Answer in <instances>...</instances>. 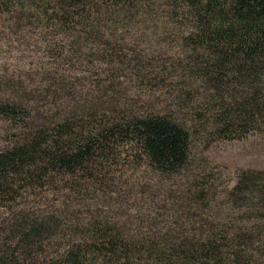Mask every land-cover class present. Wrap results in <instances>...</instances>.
<instances>
[{"label": "trees", "instance_id": "16d2710c", "mask_svg": "<svg viewBox=\"0 0 264 264\" xmlns=\"http://www.w3.org/2000/svg\"><path fill=\"white\" fill-rule=\"evenodd\" d=\"M149 1L0 0V52L11 58L0 55V208L11 214L0 264H264V169H239L221 186L212 169L189 165L191 130L264 133V0H151L161 19ZM177 22L188 23L178 38L192 55L174 104L132 102L126 71L145 79V56L118 31ZM89 68L106 74H80ZM125 159L166 176L161 198L142 208L175 218L164 232L128 234L89 209L99 193L131 199ZM24 194L36 208L15 206ZM52 240L62 243L48 255Z\"/></svg>", "mask_w": 264, "mask_h": 264}, {"label": "rangeland", "instance_id": "374dc122", "mask_svg": "<svg viewBox=\"0 0 264 264\" xmlns=\"http://www.w3.org/2000/svg\"><path fill=\"white\" fill-rule=\"evenodd\" d=\"M152 5L154 10H151L152 15H156L159 19L163 17V8H159V3L148 2ZM155 26H158V30ZM188 26L187 22H177V24L168 25V29H161V24L146 23L140 25L138 28L132 29L130 27L122 28L117 34H121L127 39V43L130 47H135V52H140L145 57H142L143 65L147 67L143 71L145 79L142 81L135 80L136 75L134 69L126 71L127 77L131 78V82H126L127 90L125 93L132 96V102L135 100L146 107L159 106L168 107L167 105H173L175 102L174 93L172 92V85H178L183 83L184 79L180 77L181 72L179 67L183 63L190 59V51L183 46V43L179 40L178 36ZM0 55H5L2 59H11L8 53L0 52ZM8 57V58H7ZM22 59V58H21ZM99 73V76H103L106 73H100L99 69L89 68L87 72L80 73L85 78L96 77L93 76V72ZM168 84L169 85L168 87ZM167 85V86H166ZM171 93V94H170ZM186 113L188 124H192V113L186 108L183 110ZM190 115V116H189ZM191 120H190V118ZM3 123L0 122V135L3 134ZM3 143L0 137V144ZM124 160V176L122 179V189L125 193L131 197L129 200H125L123 205L121 204V198L117 195H113L109 198L107 195L99 193L98 197L93 198L97 200V204L89 206L90 210H97L103 213L106 218L113 220H119L126 224V228L123 230L128 234L134 235H153L155 231L160 230L164 232L167 225L174 223V219L161 218L156 214H146L142 211L145 207V203H150L152 197L154 199L160 196L161 189L168 184L159 186V183L163 182L164 175L154 174L151 171L144 169L143 164L138 160L129 159ZM189 165H200L212 169L218 174L217 182L221 186H228L231 184L232 179L239 169H264V133H251L240 139H221L211 138L203 133L197 132V130H191V141L189 149ZM166 180V179H165ZM126 182V184H124ZM137 181L145 185L143 193H137L136 188ZM156 181H160L156 184ZM107 193L106 191H103ZM149 196L146 197V195ZM72 197L73 194H70ZM134 197H141L142 200H134ZM145 198V199H144ZM54 200L55 198L52 197ZM165 199V196H164ZM123 200V199H122ZM35 198L31 195L24 194L23 197L17 200L16 207L36 208L37 204L34 202ZM124 201V200H123ZM50 203L49 200L45 201V204ZM88 207V206H87ZM87 207H79L83 211H87ZM74 208H78L74 206ZM8 207L0 208V225L3 224V220L11 217L8 214ZM75 214V212H73ZM85 216V214H84ZM88 217V216H86ZM164 227V228H161ZM158 229V230H157ZM187 234L192 232V229L188 228ZM4 232H1V235ZM6 234V233H4ZM5 237V236H2ZM55 240V239H53ZM49 241L45 246V251L48 255H54L56 247L62 243L60 240ZM58 245H56V244ZM133 263H138L134 261ZM141 264H159L153 262H147L145 259L141 261Z\"/></svg>", "mask_w": 264, "mask_h": 264}]
</instances>
